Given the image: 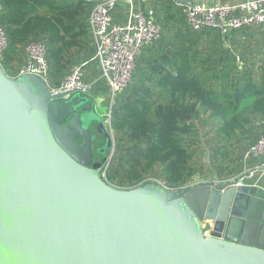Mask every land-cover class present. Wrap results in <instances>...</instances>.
I'll list each match as a JSON object with an SVG mask.
<instances>
[{"label":"water","instance_id":"obj_1","mask_svg":"<svg viewBox=\"0 0 264 264\" xmlns=\"http://www.w3.org/2000/svg\"><path fill=\"white\" fill-rule=\"evenodd\" d=\"M86 94L62 99L0 66V264H264L263 189L112 186L94 162L110 134Z\"/></svg>","mask_w":264,"mask_h":264},{"label":"trees","instance_id":"obj_2","mask_svg":"<svg viewBox=\"0 0 264 264\" xmlns=\"http://www.w3.org/2000/svg\"><path fill=\"white\" fill-rule=\"evenodd\" d=\"M94 3L0 0L7 40L2 69L18 77L25 48L39 42L52 86L83 65L89 96H105L89 30ZM149 6L159 37L137 58L130 84L113 99L114 153L106 179L122 182L136 163L144 168L141 178L174 189L195 176L229 180L242 171L245 153L264 133V23L227 35L216 29L195 33L172 0H152ZM127 11L118 7L114 22L124 23Z\"/></svg>","mask_w":264,"mask_h":264},{"label":"built area","instance_id":"obj_3","mask_svg":"<svg viewBox=\"0 0 264 264\" xmlns=\"http://www.w3.org/2000/svg\"><path fill=\"white\" fill-rule=\"evenodd\" d=\"M79 1V0H72ZM90 1V0H87ZM152 0H102L95 1L89 15V30L92 35L99 68V79L108 88L106 96L113 101L116 94L131 82L136 60L143 50L159 37V27L149 3ZM182 6L185 24L191 32L216 29L222 35L245 27H257L264 23V0H172ZM120 6H128L124 23L113 20V14ZM2 5L0 4V15ZM7 49V40L0 25V61ZM26 62L19 75H32L44 81L51 93H65L62 99L72 94H84L90 89L84 80L82 66H74L63 77L59 87L52 86L48 76L46 48L39 42L25 48ZM97 80H94V82ZM108 160L100 169L106 179ZM264 174V133L258 142L245 153L242 171L229 180L214 181L216 184L235 182L234 187L253 186L249 184ZM209 232V227H204Z\"/></svg>","mask_w":264,"mask_h":264},{"label":"rangeland","instance_id":"obj_4","mask_svg":"<svg viewBox=\"0 0 264 264\" xmlns=\"http://www.w3.org/2000/svg\"><path fill=\"white\" fill-rule=\"evenodd\" d=\"M46 10H48V8H45ZM79 94V93H76ZM81 96H85L83 94H80ZM94 103L93 104V110L94 112L101 117V119L104 122V125L106 127V131L110 134V138H111V142H112V147L114 145V134L112 132V128H111V123H110V113H111V107L113 105V101H111L110 98H108L106 95H100V96H96L93 98ZM250 104V100L244 102L242 104V106L240 107V114H243L242 110H245L249 107ZM102 142L101 138L98 137L97 141H96V145H99ZM112 147L107 148V154H106V161L108 160L111 161L110 164H112V158L110 159V155L112 152ZM114 153V152H113ZM113 157V155H112ZM158 168V167H157ZM144 170L143 166L138 165L136 166V163L133 166V169L130 170V172L121 180L122 182H117V183H110L112 186L119 188V189H130V188H134L140 185H143L147 182H151L153 181V179L149 178V176H147L146 178H141L140 176L143 174L142 171ZM107 180V179H106ZM223 181L220 179H217V177L215 176H210L207 178H203V177H199V176H195L189 184H187L186 186H191L194 184H198V183H202V182H210V181ZM123 183V184H120ZM161 183V182H160ZM166 189L169 190H176L172 187H170L167 183H161ZM182 188V187H180ZM177 188V189H180Z\"/></svg>","mask_w":264,"mask_h":264},{"label":"flooded vegetation","instance_id":"obj_5","mask_svg":"<svg viewBox=\"0 0 264 264\" xmlns=\"http://www.w3.org/2000/svg\"><path fill=\"white\" fill-rule=\"evenodd\" d=\"M90 107H91V109H93V104H95L94 103V100L90 97ZM95 130V128H94V126L92 127V131L93 132H95L94 131ZM98 137H100L101 138V140H102V142L99 144V145H96V142H95V152H94V162H96V163H98V164H101V162L103 161V159H105L107 156H106V154H107V147H106V141H105V139L103 138V136H97V139H98Z\"/></svg>","mask_w":264,"mask_h":264},{"label":"crops","instance_id":"obj_6","mask_svg":"<svg viewBox=\"0 0 264 264\" xmlns=\"http://www.w3.org/2000/svg\"><path fill=\"white\" fill-rule=\"evenodd\" d=\"M26 62V61H25ZM25 64V63H24ZM23 64V66H24ZM22 66V67H23ZM21 67V68H22ZM20 68V69H21ZM249 184H253V186L259 187L261 189L264 190V174L262 176H257L256 178H254L252 181L249 182Z\"/></svg>","mask_w":264,"mask_h":264}]
</instances>
